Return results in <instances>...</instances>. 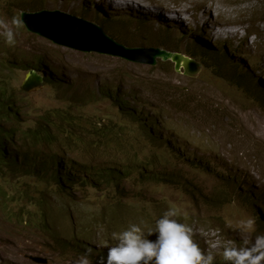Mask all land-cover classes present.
<instances>
[{
	"label": "rangeland",
	"instance_id": "obj_1",
	"mask_svg": "<svg viewBox=\"0 0 264 264\" xmlns=\"http://www.w3.org/2000/svg\"><path fill=\"white\" fill-rule=\"evenodd\" d=\"M30 1L39 9L58 8L96 20L94 22L102 26L105 35L131 48V55L137 59H150L152 52L144 49L159 48L183 54L198 65L196 74L188 76L182 73L183 69L176 72L169 60L156 58L155 65L134 63L113 54L104 39L91 42L93 50H89L88 39L84 42L83 37L77 35L69 38L54 36L64 34L53 24L38 27L48 32L52 39L43 37L28 31L20 16L9 12L16 10L12 6L7 9L10 6L0 0V40L3 38L7 45L2 33L6 28L11 29L17 40V55L21 50L29 58L40 54L48 59L47 68L54 70H51L52 74L46 73L48 77L52 75L53 80L44 81L41 88L22 89L20 98L25 103L21 117L26 120L21 123L22 128L36 126L35 115L43 114L42 110L65 106L58 96L61 88H67L69 92L85 89L96 93L98 86L114 87L119 81L118 86L123 87V92L127 93L129 89L137 92L138 108L153 111L155 115L160 113L166 127L163 134L173 136L182 144V152L168 150L163 144L165 139L158 144L153 138L144 136L129 117L123 122L122 116H117L108 101L96 104L101 107L99 110L93 108L94 104L88 106L86 110L93 113L92 117L104 116L101 121L123 126L130 137L126 151L114 157L121 164L133 154H137L138 159L153 157L160 163L153 170L162 167L167 171H180L184 175L182 180L189 186L194 185V194L188 195L181 184L169 185L153 180L138 183L131 178L124 181L126 188L134 194L123 199L125 219L123 223L115 222L111 230L93 222L97 210H101L108 200L106 191L92 186L71 187L69 192L73 193L76 203L47 191L52 196L48 205L56 203V208L60 207L62 200L65 205H71L68 213L73 220L77 218L81 227L84 225L80 227V233L90 234L84 243H91L92 264L99 260V254L105 257L107 248L114 246L113 232L122 231L132 223L142 224L147 230L169 210L177 213L174 219L180 221L182 217V223L191 227L194 241L205 254L218 255L220 249L234 245L232 239L241 242L247 233L240 232V224L249 217L256 219L258 234L262 227L257 222L264 220V210L242 197L224 203L219 201L214 207L206 200L213 194L220 197L224 184L238 173H241L238 180L246 181V192L264 197V0H153L164 6H154L153 11L146 10L140 1H132L139 3L144 11L155 12L151 15L154 21H144L146 17L141 15L108 10L105 4L117 9L111 0ZM168 14H172L173 19H169ZM19 20V25L14 27L13 21ZM211 25L223 30L217 36H209L206 30ZM213 47L220 49L216 53L220 58L221 54L225 56V70L221 71L215 65L214 69L207 66H213L210 58ZM217 63L220 62L214 61ZM27 71L15 70L10 85L20 87ZM125 98L130 100L128 96ZM168 146L170 148L171 144ZM172 153L189 155L188 158L197 164L202 159H210L212 171L192 168ZM69 154L81 161H89L78 147ZM6 176H0L3 191L10 189ZM68 224L65 216L63 221L57 220V236ZM31 225L29 228L0 219V264H80V257L87 251L85 248L75 249L70 245L62 249L63 241H67L62 236L53 243L45 242ZM148 239L154 241L156 234ZM68 240L72 241L73 237ZM29 255L39 261L29 259Z\"/></svg>",
	"mask_w": 264,
	"mask_h": 264
},
{
	"label": "trees",
	"instance_id": "obj_2",
	"mask_svg": "<svg viewBox=\"0 0 264 264\" xmlns=\"http://www.w3.org/2000/svg\"><path fill=\"white\" fill-rule=\"evenodd\" d=\"M145 1L163 5L158 1ZM106 7L109 10H115L108 5ZM33 9H39L36 3L32 6L31 10ZM9 12L18 14L17 11ZM148 17L151 16L148 15ZM16 26L14 24V27ZM2 39L0 40V46H2L0 54L4 56L0 55V176L7 175L10 182V189L5 191L1 189L0 184V219L2 221L28 227L33 223L31 228L40 232L45 242H54L57 237L62 236L67 240L63 241L62 249L70 245L75 249L76 247L86 249L88 245L84 242L90 234L85 236L80 233L84 225L81 223V227L77 218L72 219L68 210L71 205H65L66 202L63 200L60 207L56 208V203L48 205L51 195H62L70 202L76 203L77 200L73 193L69 192L71 187L92 186L95 189L106 191L108 200L102 205L101 210H97L93 222L111 230L115 222L123 223L125 219L124 209H122L124 202L122 201L130 194H134L124 184V181L130 178L138 183L153 180L169 185L181 184L184 185L182 189L186 194H194V185L191 183L189 186L182 180L184 177L182 172L167 171L162 167L159 170H153L152 168L160 165L158 161L152 159L153 157L138 159L137 154H133L122 164L114 158L126 151L130 137L123 126L101 121L104 116L92 117L93 113L87 112L88 106L93 104L95 106L93 108L99 110L101 107L96 104L102 101H108L111 108L117 111V116H122L123 122L127 121V117L130 118L129 121L133 120L144 136L153 138L152 140H156L158 144H162L165 139L163 144L168 150L182 152L180 149L182 144L168 133V135L163 134L166 127L161 120L160 113L155 115L153 111L138 108L137 92L132 89H129L127 93L123 92V87L118 86L119 81L114 87L98 86L96 93L85 89L79 91L77 89L75 92L62 90L58 96L61 101H64L65 106L42 110L43 114L35 115L36 126L29 125L27 128H22L21 123L26 122L21 117V109L24 108L25 102L20 98L22 90L19 87H12L10 80L17 69L42 70L47 59L40 54H33L30 58L26 57L22 50L20 55H17L16 51H19L17 43L6 45ZM211 50L213 54L210 58L213 66L211 64L207 66L214 69L215 65L221 71L225 70L227 68L224 63L225 56L221 54L220 58L216 54L220 50L218 48L213 47ZM214 61L220 63L214 64ZM126 96L130 100H127ZM160 110L165 111L162 108ZM159 129L162 132H159ZM168 144H171L170 148ZM75 147L82 149L83 154L89 157V161H81L70 155L69 153ZM188 156L179 158V161H184L192 168L212 171L210 159H202L201 163L197 164ZM175 157L178 158L180 155ZM231 167L237 168L236 166ZM240 176L241 173L233 174V178L228 179L224 184L223 194L220 197L210 195L206 200L207 203L214 207V203L219 204V201L224 203L242 197L264 210V205H262L264 197L256 198L253 192H245L246 181L241 180L242 183H238L235 179ZM32 178H35V181ZM42 183H45V186ZM64 216L69 224L57 236V220L63 221ZM180 219L179 222L182 223V217ZM259 224L258 221L257 225ZM69 237H73V240L69 241ZM217 264H223V261H217Z\"/></svg>",
	"mask_w": 264,
	"mask_h": 264
},
{
	"label": "clouds",
	"instance_id": "obj_3",
	"mask_svg": "<svg viewBox=\"0 0 264 264\" xmlns=\"http://www.w3.org/2000/svg\"><path fill=\"white\" fill-rule=\"evenodd\" d=\"M5 1L6 5L10 6L7 9H12V6L18 12V16H20L21 12L32 13L38 10H58L70 16L71 19L67 20V23L70 26L75 28H84L85 22H90L99 26L103 32L102 26L95 23L96 20H88V18L72 15L58 8L51 10L35 9V11H29L32 6L35 5V2H31L30 0ZM129 1H140V4H147L148 6L146 7V10L150 8V10L153 11L154 6L159 8L164 7L145 0ZM129 1L125 3L130 4ZM106 5L115 9L110 4H105V7ZM135 6L136 3H134L131 7L124 6L112 11H121L129 13L130 15H141L146 17L144 21H154V19L152 17H148V15L151 16L152 13L155 12L144 11V9L139 10L136 9ZM19 21H13V23L18 26ZM164 21L166 23L169 22V20L166 19H164ZM2 35L4 36L6 43L13 44L15 42V33L11 29L6 28ZM47 66H49L48 59L42 70L28 69V71L35 70L36 73L41 76L43 85L44 81H51L54 78L52 75L48 77L46 74L49 72L52 74L51 70L54 71L53 68L50 67V69H48ZM67 86L70 87L71 83H67ZM62 90L68 89L61 88V91ZM179 155V158H183L185 156L182 153H179ZM180 162L185 163L184 161ZM235 179L238 183L239 181L241 182V180H238L237 178ZM243 200L245 199L243 198ZM176 215L177 213L173 210L165 212L160 218L155 220L154 226L147 228V230L144 226H142V224L132 223L122 231L113 232L111 234V240L115 241L114 246L107 248V254L105 257H102V255L99 254V260L96 264H217V261H223V264H264V220H259V226L262 227V229L258 231V234H256L255 218L249 217L242 221L239 230L241 233H247V235L243 237L241 242L232 239V243H234V245L220 249V253L215 256L214 254L204 253L200 246L194 241L191 227L179 222L177 219H174L173 217ZM154 233L156 234V239L154 241L148 239V237ZM253 234H255L253 237L254 240L252 239ZM90 244H87V251L80 257V264H92L90 259L92 254ZM77 248L81 247H76V249Z\"/></svg>",
	"mask_w": 264,
	"mask_h": 264
},
{
	"label": "water",
	"instance_id": "obj_4",
	"mask_svg": "<svg viewBox=\"0 0 264 264\" xmlns=\"http://www.w3.org/2000/svg\"><path fill=\"white\" fill-rule=\"evenodd\" d=\"M70 16L58 10H38L36 12H21L20 13V20L25 26L28 31H31L35 34L41 35L43 37H50L48 32L44 31V29H39L40 25H51L53 24L55 28L60 29L61 33L64 35H57L54 36H63L69 38L71 35H77L83 37L84 42L88 39L89 46L87 49L93 50L92 43L96 42L100 39H104V41L108 44L111 52L117 53L121 58L126 59L128 61L134 63H143L148 65H155L156 58H159L163 61L169 60L173 63V68L176 72H181L191 76L196 74L198 70V65L194 62L191 58L177 53V52H170L164 49L159 48H146L145 51L152 52V56L150 59H137L131 55L132 49L129 47H125L124 45L116 42L111 37L105 35L101 28L93 23L85 22L84 28H75L70 26L67 23V20H70ZM48 29V28H45ZM49 30V29H48ZM51 32V31H50ZM92 42V43H91ZM112 48V49H111ZM42 86V78L41 76L36 73L35 70H30L27 72L25 78L20 85V89L28 91V90H35L39 89ZM29 258L33 261L38 262L39 259L34 256H29Z\"/></svg>",
	"mask_w": 264,
	"mask_h": 264
},
{
	"label": "bare ground",
	"instance_id": "obj_5",
	"mask_svg": "<svg viewBox=\"0 0 264 264\" xmlns=\"http://www.w3.org/2000/svg\"><path fill=\"white\" fill-rule=\"evenodd\" d=\"M112 2H111V4H113L116 8H122V7H124V6H126V7H131L134 3L132 2V1H129V0H111ZM129 1V3L130 4H128V3H125V2H128ZM198 2V1H197ZM133 3V4H132ZM139 3L138 4H136V6H135V8L136 9H141L139 6ZM142 6L144 7L145 6V8L148 6L147 4H142ZM204 8V7H203ZM148 9H150V8H148ZM207 10V9H206ZM168 17H169V19L171 18V19H173V17L174 16H172V14H168L167 15ZM167 17V18H168ZM216 26V25H215ZM214 25H211V27H207V30H206V33L210 36V35H212V36H217L222 30H223V28H220V27H215Z\"/></svg>",
	"mask_w": 264,
	"mask_h": 264
}]
</instances>
